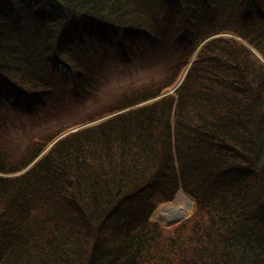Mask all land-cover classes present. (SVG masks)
Here are the masks:
<instances>
[{"label":"trees","instance_id":"trees-1","mask_svg":"<svg viewBox=\"0 0 264 264\" xmlns=\"http://www.w3.org/2000/svg\"><path fill=\"white\" fill-rule=\"evenodd\" d=\"M0 264H264V0H0Z\"/></svg>","mask_w":264,"mask_h":264},{"label":"rangeland","instance_id":"rangeland-1","mask_svg":"<svg viewBox=\"0 0 264 264\" xmlns=\"http://www.w3.org/2000/svg\"><path fill=\"white\" fill-rule=\"evenodd\" d=\"M148 71H132V72H128L126 74H124L122 77H115L114 80H111L112 83L116 84V83H120L123 82V84H128L132 81H139L143 78H146V75ZM152 73H149V75H151ZM148 77V75H147ZM113 85V84H112ZM112 85L109 86L107 92L111 93L114 89L112 88ZM117 85V84H116ZM120 87V85H118ZM175 87V86H174ZM173 87V88H174ZM173 88H171L168 92H173ZM110 91V92H109ZM106 92V93H107ZM91 105H88L86 107H83L84 109H79L77 110L78 112L72 115L69 114L64 121L68 120H72L74 118H78L79 116L83 115L86 111L87 108H89ZM26 118V117H25ZM20 120V119H19ZM18 119H16L15 121H19ZM26 127V126H25ZM28 131H30L29 127H26ZM25 132V128L21 129L19 131H17L16 133L19 135L24 134ZM29 133V132H28ZM192 207V200L190 197H188L187 195H185L183 192L180 191V193L178 194V196L171 202H167L164 204H161L158 209L155 211V213L153 214V219H155V221H160L164 224H171L180 220H183L187 217V215L189 214V211ZM178 214L177 218L175 219H171L169 216L170 214Z\"/></svg>","mask_w":264,"mask_h":264},{"label":"water","instance_id":"water-1","mask_svg":"<svg viewBox=\"0 0 264 264\" xmlns=\"http://www.w3.org/2000/svg\"><path fill=\"white\" fill-rule=\"evenodd\" d=\"M184 75H185V73L183 74V76H184ZM183 76L181 77V79L179 80V82L175 85V87L173 88V90L176 89V88L179 86V84L181 83V81H182V79H183ZM91 123H93V122H91ZM91 123H88V124H86V125H89V124H91ZM79 127H82V126H78V125H77V127H75V128L68 129L67 131H65L64 133H62L61 136L64 135V134H66V133L69 132V131H72V130L78 129ZM61 136H59V137H61ZM59 137H58V138H59Z\"/></svg>","mask_w":264,"mask_h":264},{"label":"bare ground","instance_id":"bare-ground-1","mask_svg":"<svg viewBox=\"0 0 264 264\" xmlns=\"http://www.w3.org/2000/svg\"><path fill=\"white\" fill-rule=\"evenodd\" d=\"M167 93H168V92H167ZM177 215H178V214L175 215V214H172V213H171L169 217H170L171 219H175V218L178 217Z\"/></svg>","mask_w":264,"mask_h":264}]
</instances>
